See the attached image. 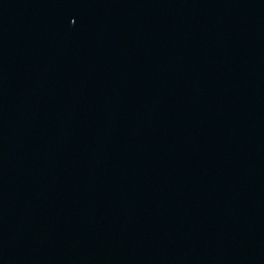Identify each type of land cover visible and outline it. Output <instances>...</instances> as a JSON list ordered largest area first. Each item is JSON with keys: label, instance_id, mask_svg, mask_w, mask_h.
Instances as JSON below:
<instances>
[{"label": "water", "instance_id": "obj_1", "mask_svg": "<svg viewBox=\"0 0 264 264\" xmlns=\"http://www.w3.org/2000/svg\"><path fill=\"white\" fill-rule=\"evenodd\" d=\"M0 264H264V0H0Z\"/></svg>", "mask_w": 264, "mask_h": 264}]
</instances>
